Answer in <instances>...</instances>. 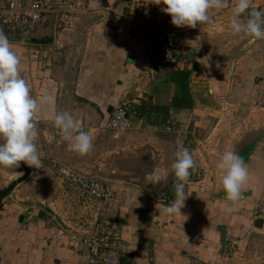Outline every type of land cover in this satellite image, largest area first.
<instances>
[{
	"label": "crops",
	"instance_id": "crops-1",
	"mask_svg": "<svg viewBox=\"0 0 264 264\" xmlns=\"http://www.w3.org/2000/svg\"><path fill=\"white\" fill-rule=\"evenodd\" d=\"M153 2L69 0L71 31L66 23L56 32L58 13L54 16L52 12L33 36H52L51 42L9 38L22 57L21 75L31 84L32 94H54L56 111L70 112L91 132L93 150L84 156L71 151L53 121L45 118L48 106H42L36 140L42 167L31 168L26 183L18 184L0 203V264H83L81 246L70 235L73 230H91L97 203L92 200V205H81L83 193L53 174L57 172L49 165L53 160L94 176L101 171L111 182L105 216L122 221V244L115 264H186L187 257L201 264H264V216L254 213L256 202L264 197V122L235 144L253 140L242 156L250 176L241 200H227L221 175L189 182L185 189L189 197L181 210L187 220L164 212L175 199L171 164L180 148L176 134L184 122L189 124L191 116L197 117L194 126L207 121L219 96L210 95L214 92H210L213 88L207 78L194 85L196 91L203 90L201 94L194 92L189 82L191 108L168 106L175 92L167 79L170 68H156L147 44L135 35V29L143 30L161 11L163 5ZM253 2L264 10V0ZM235 3L229 0L228 8L212 9L210 15L225 23ZM207 25L179 28L174 38L177 42L187 40L192 31L199 32ZM184 58L183 68L191 71L190 78L200 73L196 58L194 62L191 57ZM220 69L231 74V90L223 98L234 94L240 102L236 104L241 105L256 76H264V41L253 42ZM124 101L134 105L132 128L125 132L103 130L112 108ZM157 165L169 171L168 180L158 186L145 185V174ZM18 170L0 167V180L3 173ZM87 208L83 216L73 213ZM231 243L236 249L225 255V246Z\"/></svg>",
	"mask_w": 264,
	"mask_h": 264
},
{
	"label": "clouds",
	"instance_id": "clouds-1",
	"mask_svg": "<svg viewBox=\"0 0 264 264\" xmlns=\"http://www.w3.org/2000/svg\"><path fill=\"white\" fill-rule=\"evenodd\" d=\"M153 3L163 5L161 10L171 16V23L176 27L193 29L198 25L214 23L210 10L229 7V0H154ZM229 28L234 35L244 34L253 42L264 40V10L259 9L253 0H236ZM21 63L22 57L15 45L0 30V167L16 169L21 166V162L30 168L42 167L36 140L43 105L49 108L45 118L53 121L61 138L68 142L69 149L81 156L89 154L93 150L91 132L86 131L81 121L70 112L56 111V97L51 92L45 91L42 96H34L31 84L21 75ZM210 92L214 90L210 89ZM126 124L124 114L118 113L113 126L122 127ZM195 168L196 161L190 150L179 148L171 164L175 177V199L164 208L166 214L188 219L181 210L189 197L185 189L191 170ZM216 168L222 173L227 200L233 203L241 200L250 176L243 158L237 152L228 150L222 154ZM168 177L169 171L157 165L145 174L143 183L158 186Z\"/></svg>",
	"mask_w": 264,
	"mask_h": 264
},
{
	"label": "built area",
	"instance_id": "built-area-1",
	"mask_svg": "<svg viewBox=\"0 0 264 264\" xmlns=\"http://www.w3.org/2000/svg\"><path fill=\"white\" fill-rule=\"evenodd\" d=\"M69 0H0V27L16 33L21 39H27L37 35L44 24L58 13L56 27L64 29L66 23L71 31ZM179 30L171 23V16L162 10L157 12L153 19L143 30L135 29V35L142 38L147 47L151 61L156 68L166 67L183 68L185 58L182 56L181 47L174 38ZM124 114L127 124L122 127L113 126L118 113ZM134 105L130 101H124L115 105L103 130L125 132L132 128V115ZM169 129V126L167 127ZM60 139L62 140L61 136ZM50 167L56 169L58 174L76 187L81 193L86 194L97 203V215L91 230L71 232L70 238L77 241L83 252V264H115L116 252L122 244L121 225L105 216L108 200L111 197L112 185L102 181L90 173L75 170L56 161H50ZM254 213L264 216V197L255 204ZM236 249L233 243L227 244L225 255H231ZM186 264H201L193 257L186 258Z\"/></svg>",
	"mask_w": 264,
	"mask_h": 264
},
{
	"label": "rangeland",
	"instance_id": "rangeland-1",
	"mask_svg": "<svg viewBox=\"0 0 264 264\" xmlns=\"http://www.w3.org/2000/svg\"><path fill=\"white\" fill-rule=\"evenodd\" d=\"M213 20L214 23L200 28L201 31H192L187 36L189 39L178 42L181 47V53L184 51L186 58L191 57L193 62L195 61L194 58H196L201 64L199 66L200 73H193V76L189 78L194 92L203 93V90L200 92L196 91L194 85L210 78L211 87L215 90L214 94L210 95L219 96V99H216L218 102L214 106V113L205 119L207 121H203L199 125L194 126L193 120H196L197 117L195 116L194 118V116H191L190 120H188L189 124L184 122V126L179 128L182 131L180 134H176L179 140V147L189 149L196 161V168L195 170H191L189 182L204 178L209 180L221 177L222 174L216 168V164L219 162L222 154L228 150H233L235 144L244 133L255 129L264 122V76H256L251 92L245 97L241 105L236 104L239 100H236L232 93L229 99L223 98L229 95L231 90V74L230 72L228 73V69L227 71L220 69V66H222L226 58L230 57L233 49L239 47L249 37L244 34L234 35L229 28V21H225V23L220 22L222 20L221 18ZM0 30H3L10 38L19 37L16 33L4 28H0ZM62 30V26L56 27L55 29L56 32ZM49 35H52V33L49 32ZM260 51H263V44L261 42ZM182 56L184 55L182 54ZM211 69L213 71L209 74V70ZM201 89L205 90L206 88ZM258 91H261V93H258ZM236 97L238 98V96ZM26 167L28 166L21 162L18 172L11 171L3 173V178L0 180V187L7 185L9 181L21 177V173H25L24 169ZM51 169L57 171L52 167ZM53 174L60 179L63 178L58 174V171ZM102 174L99 171L95 173V176L107 182L108 180ZM26 179L18 184H25ZM107 183L111 182L108 181ZM164 187L167 186L165 185ZM159 190H162L161 187L157 189V191ZM80 202L81 205L84 204L86 206L94 203L86 194H80ZM85 211L88 212V208L78 209L77 211L73 210V213L83 216L86 213ZM88 225V223H84V226Z\"/></svg>",
	"mask_w": 264,
	"mask_h": 264
},
{
	"label": "water",
	"instance_id": "water-1",
	"mask_svg": "<svg viewBox=\"0 0 264 264\" xmlns=\"http://www.w3.org/2000/svg\"><path fill=\"white\" fill-rule=\"evenodd\" d=\"M32 42L34 43H48V42H51L52 41V36H48V35H45V36H42V37H32L30 39ZM253 43V41H251V39H247L243 44H241L239 47H237L236 49H234L232 51V54L230 55L229 58H226L225 61L223 62V64L225 63H228L230 62L231 60H233L237 55H239L240 53H242V51L246 50L247 47L249 45H251ZM253 143V140H250V139H244L242 140L241 142H239L237 145L234 146V149L233 151L237 152L241 157L244 155L245 156V152L247 151V148L252 145ZM246 150V151H245ZM24 174L17 178V179H14L12 181H9L7 185H4L2 187H0V203L2 202V200L7 197L9 194H11V192L13 191L14 187L21 181L25 180L28 175L30 174L31 172V168L30 167H26V169H24ZM32 205H39L38 203H31ZM42 205V204H40ZM47 208V207H46ZM47 210L49 212H53L51 209H48ZM53 214H55L53 212ZM56 217L59 218L58 215L55 214ZM118 223H122V221H116Z\"/></svg>",
	"mask_w": 264,
	"mask_h": 264
},
{
	"label": "trees",
	"instance_id": "trees-1",
	"mask_svg": "<svg viewBox=\"0 0 264 264\" xmlns=\"http://www.w3.org/2000/svg\"><path fill=\"white\" fill-rule=\"evenodd\" d=\"M8 36V35H7ZM8 38H10L8 36ZM170 68L167 72V79L174 84L175 92L168 106L176 109L191 108L193 106V98L189 87V78L191 71L187 68ZM121 262V258L119 263Z\"/></svg>",
	"mask_w": 264,
	"mask_h": 264
}]
</instances>
